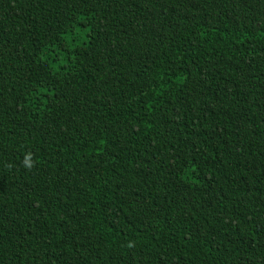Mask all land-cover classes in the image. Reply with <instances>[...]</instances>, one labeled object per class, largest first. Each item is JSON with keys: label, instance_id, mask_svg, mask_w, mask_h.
<instances>
[{"label": "trees", "instance_id": "1", "mask_svg": "<svg viewBox=\"0 0 264 264\" xmlns=\"http://www.w3.org/2000/svg\"><path fill=\"white\" fill-rule=\"evenodd\" d=\"M0 264H264V0H0Z\"/></svg>", "mask_w": 264, "mask_h": 264}, {"label": "clouds", "instance_id": "2", "mask_svg": "<svg viewBox=\"0 0 264 264\" xmlns=\"http://www.w3.org/2000/svg\"><path fill=\"white\" fill-rule=\"evenodd\" d=\"M28 161V157H26V162Z\"/></svg>", "mask_w": 264, "mask_h": 264}, {"label": "rangeland", "instance_id": "3", "mask_svg": "<svg viewBox=\"0 0 264 264\" xmlns=\"http://www.w3.org/2000/svg\"><path fill=\"white\" fill-rule=\"evenodd\" d=\"M52 58H54V55L52 56Z\"/></svg>", "mask_w": 264, "mask_h": 264}]
</instances>
